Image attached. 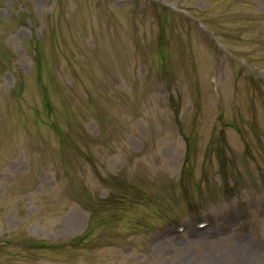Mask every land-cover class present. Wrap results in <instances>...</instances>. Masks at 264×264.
I'll return each mask as SVG.
<instances>
[{
  "label": "rangeland",
  "instance_id": "obj_1",
  "mask_svg": "<svg viewBox=\"0 0 264 264\" xmlns=\"http://www.w3.org/2000/svg\"><path fill=\"white\" fill-rule=\"evenodd\" d=\"M0 264H264V0H0Z\"/></svg>",
  "mask_w": 264,
  "mask_h": 264
}]
</instances>
